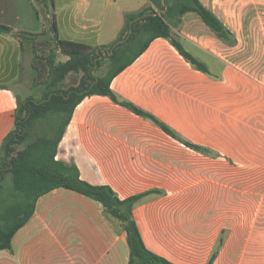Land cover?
<instances>
[{
  "label": "crops",
  "instance_id": "1",
  "mask_svg": "<svg viewBox=\"0 0 264 264\" xmlns=\"http://www.w3.org/2000/svg\"><path fill=\"white\" fill-rule=\"evenodd\" d=\"M199 1L236 41L221 40L196 13L172 25L173 37L207 74L159 38L111 87L120 100L209 153L187 147L107 96L91 95L76 107L56 159L76 165L83 181L111 187L121 200L151 192L136 205L134 219L148 250L169 262L209 264L217 253L212 264H264V0ZM54 2L59 37L91 47L115 42L103 39L105 20L121 32L123 22L116 25L114 17L124 21L151 5ZM0 25L33 34L42 27L30 0H0ZM24 63L19 39L0 34V147L15 127L12 85ZM129 259L127 233L103 204L65 188L41 196L12 249L0 250V264Z\"/></svg>",
  "mask_w": 264,
  "mask_h": 264
},
{
  "label": "trees",
  "instance_id": "2",
  "mask_svg": "<svg viewBox=\"0 0 264 264\" xmlns=\"http://www.w3.org/2000/svg\"><path fill=\"white\" fill-rule=\"evenodd\" d=\"M36 1L46 8L47 14H52V17H47L42 33H14L11 28L0 25V34L19 39L23 53L27 46L31 48L32 71L36 76L33 89L37 96L23 99L17 94L15 127L0 147V250L12 249L13 237L33 216L41 196L65 188L103 204L105 214L123 227L127 233L129 264H173L148 250L134 219L136 205L151 192L121 200L111 187L94 186L83 181L76 165L58 161V149L76 107L87 96L100 95L152 120L166 134L187 147L208 154V149L185 142L165 123L132 103L120 100L111 85L159 38L168 40L195 69L207 74V67L172 35V25L180 24L189 13L198 14L221 40L231 45L236 43L233 34L199 0H151L149 7L125 16V26L116 42L109 46L91 47L61 39L53 12L54 0ZM159 11L164 12L149 15ZM138 18L131 27V23ZM131 28L130 37L109 55L118 41L127 38ZM38 43L40 49L37 48ZM46 50H49L48 54L43 58ZM104 50H107L106 56ZM60 54L68 60L59 62ZM99 56L103 58L96 62ZM106 62L108 65L104 67ZM72 75L76 77L74 85L65 88L67 79ZM7 175L11 176L12 188L4 184ZM216 255L212 256L209 264L213 263Z\"/></svg>",
  "mask_w": 264,
  "mask_h": 264
},
{
  "label": "rangeland",
  "instance_id": "3",
  "mask_svg": "<svg viewBox=\"0 0 264 264\" xmlns=\"http://www.w3.org/2000/svg\"><path fill=\"white\" fill-rule=\"evenodd\" d=\"M121 6L123 4H126L127 1L129 2L128 4L130 6H139V4H144L146 0H119ZM35 13H36V17H39V19L41 20V31L40 33L43 32L44 28H46L47 25V17H52V14H47L46 8L39 2H37L36 0H30ZM112 12L111 9L107 12V16L110 15ZM110 18V17H107ZM106 18V19H107ZM115 21H116V25L117 22L122 24L123 22V26H125V17H124V21L121 20V17H114ZM109 20V19H108ZM108 20H105V24L103 26V39L105 38H109L111 37L112 39L115 40V42L120 38L121 36V32L119 30H116L114 27H109L107 26ZM115 24V23H114ZM122 31V30H121ZM120 32V34H119ZM37 48L40 49V44H37ZM49 50H46L43 55V58L46 56V54H48ZM106 52L107 50H104V55L106 56ZM25 63L23 66V71L21 73V75L19 76V78L17 79V81L12 85L19 96H21V98H26L28 96H34L37 98L36 96V90L33 89V82L36 79L35 74L32 71V59H33V54H32V50L30 47L27 46L26 50H25ZM58 61L59 62H64L65 58L60 54L58 57ZM108 65V62H106V64L104 65V67H106ZM76 77L75 76H70L67 81H66V85L65 88H68L72 85H74V81H75ZM5 186L7 188H12V180H11V176L7 175L5 178Z\"/></svg>",
  "mask_w": 264,
  "mask_h": 264
},
{
  "label": "water",
  "instance_id": "4",
  "mask_svg": "<svg viewBox=\"0 0 264 264\" xmlns=\"http://www.w3.org/2000/svg\"><path fill=\"white\" fill-rule=\"evenodd\" d=\"M163 12L164 11H159V12H157L156 14H149V15H153V16H155V15H157V14H163ZM140 18H138V19H135L132 23H131V27L133 26V24L135 23V22H137L138 20H139ZM131 33H132V28L129 30V33H128V35H127V38L126 39H124V40H121V41H118L114 46H113V48L110 50V52H109V55H111L112 54V52H113V50H114V48H116L117 47V45H119V44H122V43H124L129 37H130V35H131ZM103 57L102 56H99V58L98 59H96V62L98 61V60H101ZM97 67V66H96Z\"/></svg>",
  "mask_w": 264,
  "mask_h": 264
}]
</instances>
